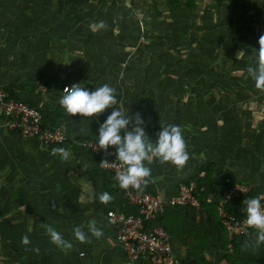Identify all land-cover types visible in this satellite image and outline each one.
Here are the masks:
<instances>
[{
    "label": "rangeland",
    "instance_id": "1",
    "mask_svg": "<svg viewBox=\"0 0 264 264\" xmlns=\"http://www.w3.org/2000/svg\"><path fill=\"white\" fill-rule=\"evenodd\" d=\"M192 1L194 6H188L187 2ZM94 4L91 10L80 0H0V86L18 87L25 82L36 85L37 92L23 96L38 102L40 108L49 104L57 119L56 127L62 129L66 138L83 143L84 148L79 147L77 152L87 155L90 149L85 147L86 143L98 145V137L92 136L113 108L119 107L129 116L139 112L145 121V133L153 142L161 125H179L189 153L186 165L178 169L157 159L151 164L145 161V166L151 169L153 184L158 185L156 191L164 197L170 196L171 190L176 193L185 180L203 169L205 156L218 154V150L224 157L222 164L217 162L221 164L218 173L223 178L220 184L238 185L251 196L264 197V130L258 127L263 119L256 117L254 110L264 89L257 88L247 73L249 66L256 65L258 38L264 33V0H96ZM85 12L92 22H86ZM99 21H104L107 27L95 29ZM85 31L92 36L95 50L77 46V36L86 35ZM45 77L81 83L90 91L109 84L116 90L118 103L98 116L79 117L76 123L75 115L60 106V91L53 97L43 85L38 86V80ZM86 128H91L90 132ZM83 131L91 136L87 137ZM21 137L10 140L2 120L0 264H36L25 253L28 245L21 243L23 235L32 243L34 235L47 234L34 230V220L55 230L59 226L58 232L69 236L76 225L77 216L70 205L55 211L47 200L41 204L44 209L40 212L36 199L29 201L33 204L26 206L29 210L24 206L27 205L24 198L12 200L10 142L20 145L24 141ZM63 148L70 150L71 158L64 162L59 157L62 162L52 174L57 175L59 168L67 166L66 173L71 176L65 175L68 187L65 189L72 192L77 190L73 185L77 180L74 163L84 161V157L77 156L70 144ZM196 148L198 153L192 157ZM58 159L54 156L52 163ZM92 166L90 162L89 170ZM63 179H58L61 187L65 186ZM192 212L195 221L204 216L202 209L194 208ZM63 237L73 245L70 250L57 248L64 257L63 264H75L71 257L87 261L94 255L87 244ZM249 237L255 251H261L256 234ZM38 248L41 258L43 250ZM102 248L96 250L100 251L99 264H109L110 261L102 260L109 255ZM177 250L174 248V256ZM80 251L86 255L80 256ZM180 252L190 256L182 244ZM34 255L38 258L37 253ZM118 261L115 264H126L125 259Z\"/></svg>",
    "mask_w": 264,
    "mask_h": 264
},
{
    "label": "trees",
    "instance_id": "2",
    "mask_svg": "<svg viewBox=\"0 0 264 264\" xmlns=\"http://www.w3.org/2000/svg\"><path fill=\"white\" fill-rule=\"evenodd\" d=\"M82 3L84 6V2ZM194 4L193 1L191 3L187 2L188 6H194ZM27 82L32 81L28 80ZM37 83L38 86L43 85L45 91L53 97H57L56 94L59 93L64 84L62 80L51 77H45L43 80H38ZM180 87L182 88V86ZM2 88L8 92L9 96L38 107L42 113L43 122L50 126H56L57 119L53 116V110L49 104L40 108L37 105L38 102L29 100V98L23 96V94H34L37 92L36 85L33 86L25 82L18 87L10 85L5 87L2 86ZM53 97L51 98L53 99ZM10 132L15 133L13 131ZM65 144L73 146V150L74 152L76 151L77 156L78 148H84L81 143L77 144L72 138H66L60 143L51 144L49 148L63 147ZM221 145L222 144L219 146ZM109 148L115 149V146H110ZM198 150L199 149L196 148L191 152V156L193 157L198 153ZM87 153L90 155V160L94 164L93 168L88 171V175L90 176L96 199H99V195L104 192H108L113 197L109 203H102L103 219L108 221L106 212L111 208L126 211L130 209L135 210L128 205L127 200L122 195V188H120L113 173L104 168H100L101 156H95L91 151ZM217 153L218 154H211L212 156L208 155V158L205 156L207 161L203 169L183 182L184 184H188L190 181L195 182L193 194L198 199V206L191 207L189 205L180 204L166 206L163 212L158 213L155 219L149 223V227L157 225L162 226L171 238L173 250L174 248L176 249L179 244H182L183 248L189 250L190 256H183L179 250L175 252V257L181 264H264V242L257 243V247L261 249V251L256 252L254 249L255 246H253L251 240L253 236L249 237L250 234H256L255 229H250L249 233L246 235H233L230 237L227 228L223 224L218 210V202L222 200L223 193L228 187H231L232 184L226 183V186L220 184L223 179L218 173V171L221 170V164L217 163L220 151L218 150ZM220 156H222V152ZM139 190L152 193L157 192L154 185L149 181ZM174 193V190L168 192L170 196ZM252 197L254 196H251V193L246 192L245 196H236L226 200L223 204L224 213L234 218L233 223H239L243 216L246 215L243 200ZM194 208L204 211L202 219L195 221L192 218L193 216L191 217L190 214L194 215L192 212ZM245 242L248 243V247L242 250V246Z\"/></svg>",
    "mask_w": 264,
    "mask_h": 264
},
{
    "label": "clouds",
    "instance_id": "3",
    "mask_svg": "<svg viewBox=\"0 0 264 264\" xmlns=\"http://www.w3.org/2000/svg\"><path fill=\"white\" fill-rule=\"evenodd\" d=\"M104 21H99L95 29L106 28ZM259 48L257 52V62L255 66L247 68L248 75L253 79L259 89H264V33L258 38ZM63 95L59 99L60 106L71 116L80 114L82 117L98 116L105 109L113 108L117 105L116 90L109 84L96 87L95 90H88L81 83H73L63 89ZM145 121L139 112L129 116L128 113L118 108H113L111 113L99 125L98 128V148L107 151L110 146H115L116 160L121 163L122 170L116 175V180L120 188L142 189L148 183L151 176V169L145 166V161L149 164L153 159H157L161 164L171 163L178 169H182L189 160L187 144L182 134V128L175 124L161 125L160 131L156 134L153 142L145 133L143 125ZM51 155H59L60 159L67 162L71 158L70 150L63 147L51 149ZM100 162L107 163V160ZM113 197L104 192L99 195L101 203H109ZM264 197H254L243 200L245 205L247 226L256 230L257 243L264 242V207L261 200ZM55 207V205H53ZM50 237V240L61 250H70L73 245L64 239L61 233L51 225L41 223ZM88 232L99 239L103 232L96 227V222L90 220L87 224ZM73 234L76 240L81 243L90 242L88 235L83 231L82 226H75ZM23 245L31 243L27 235L21 237ZM248 247V243L242 246V250ZM33 252L39 254L40 249L34 247Z\"/></svg>",
    "mask_w": 264,
    "mask_h": 264
},
{
    "label": "crops",
    "instance_id": "4",
    "mask_svg": "<svg viewBox=\"0 0 264 264\" xmlns=\"http://www.w3.org/2000/svg\"><path fill=\"white\" fill-rule=\"evenodd\" d=\"M96 0H84L80 1L84 2L86 4L85 6H90L89 9H93L94 3ZM85 8V7H84ZM88 16V17H86ZM84 17H86V22H92L91 18L89 17L88 13H84ZM117 18V17H116ZM55 21H58V18H55ZM110 22H113L112 19ZM86 35H79L77 36L78 44L79 47L84 48L85 50H95V45L93 42H91L92 36L88 31H85ZM75 40V41H77ZM85 41L83 44L82 41ZM88 40L89 44L88 45ZM82 44V45H80ZM262 94V93H261ZM261 98H259V102H257L254 110L257 114L256 117L262 118V122L258 126L260 130H264V105L260 101ZM79 117H82L80 114H76L73 119L78 123L77 121L79 120ZM1 120V119H0ZM1 125H2V120H1ZM93 125L96 126V123L93 122ZM94 126V127H95ZM82 127V126H81ZM92 127V126H89ZM99 128V126L97 125ZM255 130L254 126H251ZM80 127H77L79 129ZM81 129V128H80ZM88 132H90L91 128H86ZM8 132L10 133V140H15V136L19 138V135L15 133H11L9 130ZM84 135L87 133L86 131H83ZM78 134V133H75ZM79 135V134H78ZM86 136L90 137L91 135L86 134ZM21 137V136H20ZM98 137V132L92 138ZM22 138V137H21ZM81 138V137H80ZM255 139V136L252 137ZM24 141L22 140L20 142H10V158L12 159V167L10 169V177L12 178V185H11V198L12 200H17L19 198H24L25 202H23L25 207L29 205H33L32 203L30 204V200H38L36 202L37 209H40V212L44 209V206L41 205L45 203L47 200L50 201L48 202L50 207H53L55 211H62L64 206L70 205V208L73 210L75 215L77 216L75 222V226H82L83 231L88 235L90 242H85L83 244H87L89 248L93 249L94 255L90 260L87 261H82L79 260L78 258L71 257L70 261H73L75 264H99V252H96L98 247L103 246L102 250H104L105 253L107 254V258H102L104 259L105 262H109V264H115L116 261H121V259L124 260L123 258V253L121 249L119 248V245L117 244L115 240V235L112 227L108 224L106 220L103 219V212H102V203L100 202L99 199H96L95 197V191L92 187L90 176L88 175L89 171V163L92 162L88 157L90 155L85 154L83 152H78L79 155H81L84 161L77 163V167L75 168V175L76 179L74 182V186L77 188V190H66L65 188L67 187L65 185L66 177L65 175H68L69 177L71 176V173H66V167L63 166L62 168H59V171L56 174H52L53 170L55 169L56 166L60 164V159L58 155L55 157L58 159V161H55L52 163L53 155H51V148L49 146H46L42 144L38 139H30V140H25L28 138H23ZM80 140V139H79ZM95 140V139H94ZM25 141L27 142V145L25 144ZM219 158L218 161H221V164L223 163L222 159L224 158L223 155H221V150H219ZM80 157V156H79ZM78 160H80L78 158ZM89 160V161H88ZM60 161V162H59ZM81 161V160H80ZM87 162V163H86ZM72 162L70 161V164ZM93 163V162H92ZM94 165V164H93ZM93 167V166H92ZM61 169L63 170V173L61 174L60 171ZM84 170L86 172H84ZM79 171V172H78ZM58 176V177H57ZM61 176V177H60ZM152 176V175H151ZM150 176V178H151ZM64 178V179H63ZM58 179H63L64 185L61 187L59 185V180ZM148 181L153 184V180ZM37 183H40L41 185H37ZM156 184V183H155ZM154 185V187L158 188V185ZM159 184V183H158ZM160 186V185H159ZM55 188H60L59 190H55ZM68 188V187H67ZM26 207V210H29ZM36 208V207H35ZM70 209V210H71ZM71 210V211H72ZM90 220H94L96 222V227L101 229L103 232V235L97 239L91 235L90 232H88L87 224ZM37 226V227H36ZM59 227V226H58ZM56 228L57 231H60V228ZM37 229L36 231H45L43 227H41V221H36L34 220V230ZM25 230H27L25 228ZM43 233V232H42ZM62 236H67L68 238H72L75 242L81 243L78 240L75 239L73 230L72 233L69 235L61 233ZM43 237V238H42ZM33 242L30 243L26 248H25V253L36 263V264H63L61 261L65 260L63 259V255H60L57 250V246L51 242V240L48 238V235L43 233V234H37L33 236ZM71 239V241H72ZM52 244V245H51ZM42 247V253H41V258L40 255H38V258L34 255L35 252H33L31 249L34 247ZM52 246V248H51ZM183 248V247H182ZM113 249L115 250V253L113 252ZM177 249L180 251L181 249V244L177 246ZM118 251V252H117ZM111 253V254H110ZM188 253L189 250H188ZM81 254V255H80ZM80 256L86 255L84 252L80 251L79 253ZM188 255V254H186ZM112 256V257H110ZM66 257V256H65ZM110 258V259H108ZM103 260V261H104ZM69 261V260H68ZM118 261V262H119ZM124 262V261H123ZM66 264H69L67 262Z\"/></svg>",
    "mask_w": 264,
    "mask_h": 264
},
{
    "label": "built area",
    "instance_id": "5",
    "mask_svg": "<svg viewBox=\"0 0 264 264\" xmlns=\"http://www.w3.org/2000/svg\"><path fill=\"white\" fill-rule=\"evenodd\" d=\"M71 85L70 83L62 85L61 96L64 94L63 89ZM260 101L264 105V92L261 94ZM0 113L3 125L9 131L18 133L24 138L38 139L42 144L48 146L66 139L60 127L50 126L43 122V116L38 107L9 96L2 87H0ZM81 145L83 146V143ZM85 147L89 148L95 156H101V160H107V163L100 162L99 166L111 171L114 177L122 170L123 166L116 160L115 150L112 148L105 151L99 149L98 145L93 142L86 143ZM194 188L195 182L190 181L188 184L181 185L179 190L169 197H164L158 192L134 189L131 186L128 189H122V195L128 205L135 210L126 211L111 208L107 210L106 216L126 264H134L138 261L147 264H181L174 256L171 238L166 230L158 225L149 227V223L155 219L158 213L163 212L166 206L180 204L197 207L199 202L193 194ZM246 191L244 187L231 186L223 193L222 200L218 202L219 213L230 237L246 235L252 229L245 223L246 215L239 223H233L234 218L226 215L223 210L226 200L243 196ZM261 204L264 207V200L261 201Z\"/></svg>",
    "mask_w": 264,
    "mask_h": 264
}]
</instances>
